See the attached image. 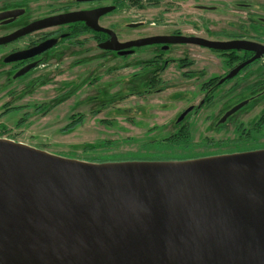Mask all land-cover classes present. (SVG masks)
<instances>
[{"label": "flooded vegetation", "instance_id": "obj_1", "mask_svg": "<svg viewBox=\"0 0 264 264\" xmlns=\"http://www.w3.org/2000/svg\"><path fill=\"white\" fill-rule=\"evenodd\" d=\"M166 1L0 0L2 88L8 86L13 94L18 86L27 95L28 84L32 89L48 86L71 62L81 76L64 82L63 92L75 95L101 80L110 64L109 74L131 69L127 92L118 102L136 100V114L145 118L138 126L148 127L146 119L175 109L170 118L160 117L161 124L146 128L149 136L163 137L153 140L157 154L143 160L185 161L264 150V0H183L201 12L178 20L164 14ZM149 9L163 14L144 17ZM212 14L222 19L221 27H214ZM179 36L240 47L223 51L174 43ZM146 39L155 40L119 49ZM112 40L115 48L106 49ZM94 99L84 100L91 104ZM55 101L36 109L60 106ZM177 149L185 153H175Z\"/></svg>", "mask_w": 264, "mask_h": 264}, {"label": "water", "instance_id": "obj_2", "mask_svg": "<svg viewBox=\"0 0 264 264\" xmlns=\"http://www.w3.org/2000/svg\"><path fill=\"white\" fill-rule=\"evenodd\" d=\"M0 264H264V150L93 163L0 137Z\"/></svg>", "mask_w": 264, "mask_h": 264}, {"label": "rangeland", "instance_id": "obj_3", "mask_svg": "<svg viewBox=\"0 0 264 264\" xmlns=\"http://www.w3.org/2000/svg\"><path fill=\"white\" fill-rule=\"evenodd\" d=\"M161 7L165 10L166 16L176 17L177 20L183 19L191 12H201L194 10L191 2L186 3L183 0H167ZM162 9L160 11L149 9L144 13V17L161 15ZM210 18L214 27L222 26V19L219 16L212 14ZM194 23L200 24V21ZM70 63L64 65L63 73L52 77L53 81L49 82L48 86L32 89L33 85L28 84L27 95L18 86L13 94L8 93L9 87L2 88L3 85L0 83V137L44 149L62 157L93 163L98 162L94 161L97 158L103 160L98 163L140 162L146 161L143 158H149L151 154H157L156 149L159 150V147L153 140L160 141L163 136L160 134L149 136L146 128L153 124H161L160 117L170 118L175 109L149 117L146 119L149 122L148 127L138 126L145 118L137 116L136 100L128 97L127 101L118 102L120 101L118 96L127 92L128 88L125 85L131 77L129 75L131 69L109 74L106 72L110 67L108 64L103 69L101 80L90 87L83 86L74 95L68 91L63 92L64 82L75 81L78 73L81 76L79 69L70 68ZM101 91L104 94H100ZM61 92L63 94L55 101ZM88 97L97 98V101L94 99L91 104H86L84 99ZM53 101L60 103V106L47 110L46 107L53 105ZM45 102L48 103L46 107L36 109ZM110 103L114 105L108 106ZM74 121L75 127L66 131L65 129ZM177 150L175 153H185Z\"/></svg>", "mask_w": 264, "mask_h": 264}, {"label": "trees", "instance_id": "obj_4", "mask_svg": "<svg viewBox=\"0 0 264 264\" xmlns=\"http://www.w3.org/2000/svg\"><path fill=\"white\" fill-rule=\"evenodd\" d=\"M75 121L73 122L72 125L68 126L65 130L68 131L69 129H73L75 127ZM1 136V135H0ZM95 162L98 161V162H103V160H101L100 158H97L96 160H94Z\"/></svg>", "mask_w": 264, "mask_h": 264}]
</instances>
